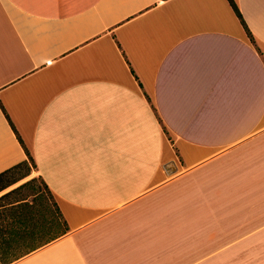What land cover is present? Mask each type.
<instances>
[{
    "label": "crops",
    "instance_id": "1",
    "mask_svg": "<svg viewBox=\"0 0 264 264\" xmlns=\"http://www.w3.org/2000/svg\"><path fill=\"white\" fill-rule=\"evenodd\" d=\"M234 2L252 39L228 0H0V173L2 105L69 228L9 264H162L213 201L264 236V0Z\"/></svg>",
    "mask_w": 264,
    "mask_h": 264
},
{
    "label": "rangeland",
    "instance_id": "2",
    "mask_svg": "<svg viewBox=\"0 0 264 264\" xmlns=\"http://www.w3.org/2000/svg\"><path fill=\"white\" fill-rule=\"evenodd\" d=\"M202 174L204 173L202 172ZM27 180L22 179L15 185L4 189L0 192V196ZM197 180H200V183ZM203 180V175L199 176V178L194 175H188L180 178V182L173 185L175 186V195L191 197V201L194 198L192 208H190L193 213L195 210L203 208L200 202L204 201ZM220 181H222L221 178L218 183L213 184L219 185ZM197 186L199 192L192 194V187ZM37 191L44 196V202L50 203L51 199L42 188L41 180L37 175L31 186L11 194L4 202L14 201L20 197H26V200L31 201ZM229 203V210L225 208V213L221 210L220 204L215 201L209 203V207H211L209 209L210 217L201 220L193 219L192 226L185 228L182 241L179 239V242H170L168 244V248L163 253L168 258L164 257L162 264H264V236L256 240L252 237H247L245 241L238 240L243 234L251 232L252 227H245V233L242 231L239 233L238 227L233 224L235 220H232L233 215H235V205L232 200ZM187 208L188 206L186 205L185 209L187 210ZM222 213L226 214V218L229 217L228 223L222 219Z\"/></svg>",
    "mask_w": 264,
    "mask_h": 264
},
{
    "label": "trees",
    "instance_id": "3",
    "mask_svg": "<svg viewBox=\"0 0 264 264\" xmlns=\"http://www.w3.org/2000/svg\"><path fill=\"white\" fill-rule=\"evenodd\" d=\"M228 2L252 39V35L234 0H228ZM1 108L24 147L27 158L0 173V192L29 176L32 168H35L33 157L2 105ZM40 180L42 188L51 199L50 203L43 201L44 196L39 191L34 194L31 201L26 200V197H20L14 201L4 202L11 194L31 186L35 178L25 181L0 196V264L13 262L21 256L59 238L69 229L48 186L42 179Z\"/></svg>",
    "mask_w": 264,
    "mask_h": 264
},
{
    "label": "water",
    "instance_id": "4",
    "mask_svg": "<svg viewBox=\"0 0 264 264\" xmlns=\"http://www.w3.org/2000/svg\"><path fill=\"white\" fill-rule=\"evenodd\" d=\"M163 169L168 175H172L177 171V166L173 160H170L164 163Z\"/></svg>",
    "mask_w": 264,
    "mask_h": 264
}]
</instances>
